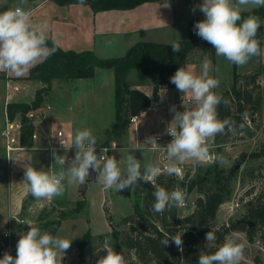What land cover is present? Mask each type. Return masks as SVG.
<instances>
[{
	"label": "trees",
	"instance_id": "16d2710c",
	"mask_svg": "<svg viewBox=\"0 0 264 264\" xmlns=\"http://www.w3.org/2000/svg\"><path fill=\"white\" fill-rule=\"evenodd\" d=\"M50 1L57 6L79 5L78 0ZM148 2H159V0H86V5L94 13H99L110 10H131ZM241 16L242 19L248 16L260 18L261 25L256 38L261 47L264 34V7L241 12ZM197 21L200 20L194 17L190 19L188 39L178 41L181 46L179 53H173L172 44L139 42L132 46L123 57L100 59L93 51L63 50L55 44V53L30 69L28 79L39 81L43 85L36 91L34 100L30 103H8L6 106L8 121L13 122L18 118L21 129L20 144L24 147L32 145L34 125L29 115L37 111L49 96L52 81L92 78L96 68L114 72L115 119L111 129L106 131L108 138L105 144L109 145L113 139L120 141L130 126L131 118L145 112L152 103L159 102V93L162 89L175 90L178 93V89L171 83L170 78L178 68H185L190 55L201 43L206 49L208 58L214 59V47L201 39L194 31ZM48 47H53V41L50 39H48ZM233 69L232 85L219 95L222 100L217 106V114L220 120L227 118L233 121L236 131L232 134L225 129L223 134L216 135L215 141L221 145L228 140L237 139V136H252L253 132L248 129L245 118L249 114H257L261 105L259 96L253 98L251 92L239 88L237 65L233 64ZM131 71L137 73L141 82L150 81L151 97L128 86L127 76ZM257 77L258 75L255 74L248 78L254 84ZM253 88L259 89V85L255 84ZM225 100L227 104L224 103ZM263 156L264 145L259 152L241 155L239 165L248 159H260ZM197 171L188 185L181 183V186L187 188V192L196 195L195 209L191 213L180 216L178 207H172L163 214L154 212L152 206L155 202L153 195L155 186L147 182L142 202L134 207L133 213L121 220L118 225L121 230L112 232V248L121 253L124 258L126 255H131L136 264H197L202 252L215 251L205 246V237L209 230L215 232L217 245L232 233L245 234L250 243H254L261 237L264 240V188L259 191L251 189L247 192V198L243 203L246 211L240 219L217 225L215 220L218 211L231 195L230 185L237 179L238 170L235 166L225 170L215 161L206 167L198 164ZM253 173L255 170L250 171L252 177ZM179 183L169 175H160L155 181V185L164 187L168 191L176 188ZM85 204L84 201H79L75 209L76 213L84 208ZM65 218L67 217L62 215L54 221L51 235H56ZM177 234H182V250L172 240H169L166 246L161 244L162 240L171 239ZM90 240L91 234L88 231L83 236L79 249L83 251Z\"/></svg>",
	"mask_w": 264,
	"mask_h": 264
},
{
	"label": "clouds",
	"instance_id": "9594fccd",
	"mask_svg": "<svg viewBox=\"0 0 264 264\" xmlns=\"http://www.w3.org/2000/svg\"><path fill=\"white\" fill-rule=\"evenodd\" d=\"M27 0H20V4L0 12V71L24 76L31 67L47 58L56 51L48 47L47 25H36L32 20V11L26 9ZM81 7H86V0H78ZM264 7V0H203L198 6L205 19L197 21L194 31L201 39L210 43L217 56L225 57L230 63L244 66L256 56L264 55L260 42L256 38L261 21L257 16H248L242 19L241 12L245 7ZM195 11V9H193ZM242 21V22H241ZM240 22V23H238ZM173 53H179L181 46L178 42L172 45ZM211 62L206 58L203 61L199 74L192 70L180 67L170 78L179 92L190 97L193 104L189 108L184 105L183 111L173 108V119L169 122L166 133L172 137L164 146L167 158L170 161L165 170L169 176L180 175L182 167L187 161L207 163L209 161L208 141L227 129L235 134L234 122L230 119H218L217 106L222 97L213 89L219 86L220 81L209 75ZM227 104V101H224ZM241 127H243L241 125ZM65 147L64 141H60ZM146 151H153V145L158 144L157 137H148L144 141ZM97 139L90 129H77L68 148L75 147L74 158L67 168L65 160L55 151V161L62 167L59 171H44L35 167H27L24 172V181L27 190L37 200H52L62 196L67 184L84 185L90 176V169L99 175L98 182L117 191L126 188L133 190L138 181L150 182L155 186L153 193L155 202L153 211L163 214L172 207H180L185 203L186 193L178 186L171 191L155 185V178L161 174V168L151 162L144 165L141 171L140 161L132 154L118 161L115 156L107 155L108 149L102 148L97 153ZM121 163L124 168L122 170ZM18 223L29 225V230L20 234L16 244V255L13 257L5 252L0 258V264H63V258L71 246L72 240L53 236L47 231L42 232L30 220ZM182 234L172 236L171 239L161 241L163 246L169 240L174 241L182 250ZM208 249L214 252H202L197 264H240L243 259L244 245L234 239L225 238L223 244L217 245L216 234L209 230L206 233ZM103 249L106 255L101 256L97 264H126L121 253L111 247V241L105 238Z\"/></svg>",
	"mask_w": 264,
	"mask_h": 264
},
{
	"label": "rangeland",
	"instance_id": "374dc122",
	"mask_svg": "<svg viewBox=\"0 0 264 264\" xmlns=\"http://www.w3.org/2000/svg\"><path fill=\"white\" fill-rule=\"evenodd\" d=\"M165 2L169 5L172 11H175L176 0H166ZM19 4L20 0H0V12ZM22 6L26 9L31 8L28 0L27 3ZM245 8L242 12L245 11ZM250 10L251 9L247 11ZM33 18L34 15H32V20ZM44 24L45 23H43V25ZM201 44L202 47L198 50V52H196L195 56H193V53L190 55V57H194L193 60H198L202 55L205 56L207 54L203 43ZM261 50L264 52V34ZM216 57L217 63L214 66L211 62V70L209 75L220 81L219 86L230 81L225 87L226 89H229L233 82V64L223 56ZM204 60L205 59L202 61ZM208 60L212 61L211 59ZM190 70L197 74L194 69ZM1 72L0 117L3 115L4 107L7 105L6 99H8L7 93L9 90L12 92H19V95H21L19 100L23 102L30 103V100L34 99V91L31 93V89L26 87L27 84L22 85L21 87H18V85L16 87V85L10 84L9 87L3 81H1V75H4V71ZM236 72L239 76V88L243 91L247 90L251 92L253 98L259 96L262 106L260 105V109L257 114H249V116L245 118L248 129L253 132L252 136H237V139L228 140L222 145L216 142L217 145L212 149V152H214L216 157L214 162H218L220 167L224 168L225 170H229L231 167L235 166L238 170L237 179L234 180L230 185L231 195L218 211L215 220L217 225L228 223L230 220L240 219L246 211L243 207V203L247 198V192L251 189L259 191L264 188V156L260 159H248L239 165L241 155H249L251 153L259 152L264 145V55L251 58L244 66H237ZM133 73L135 72L133 71ZM255 74L258 75V79L253 84V82L248 77ZM74 82L78 81L75 80ZM255 84L259 85V89L253 88V85ZM57 85H60L59 82H55L54 84L53 92L50 95V104L47 105V102L44 103L38 112L35 111L31 113L29 117L32 123L35 122L37 130L40 133L43 132L44 134L51 131L52 135H55L58 128H60L65 134L71 132L72 137H74V134L78 128L75 126L70 130L66 126H62V122H64V120H70L71 117H74V114L76 116L73 119H75V123L77 125L80 122H89V117H84L82 113L76 112L77 105H75L77 97L84 95L85 89L80 88L78 92L72 91L70 96V94L63 93ZM219 86L213 89V91L218 96L221 94L219 93L221 92L219 91L221 90ZM105 93L107 94V90ZM104 99L107 100V97H104ZM108 103V107L104 106L103 108L100 107L101 104H98L97 106L99 109L95 110V112L91 113V115L92 117L94 115L95 121L97 123H101L102 121L103 124H105L108 122L106 126L107 128H111L113 126L112 123H114V86L111 88V85L108 91ZM159 103L161 105L159 112L164 116L166 125H168L174 117V112L171 110L173 106L176 110L183 111L184 105L191 108L193 104L190 97L184 96L179 91L178 93L173 91L164 93L161 96ZM10 124L11 133L16 137L15 144L18 145V143L20 144L18 137L21 132L18 118ZM16 131L19 133L16 134ZM105 131L101 129L96 132H92L97 139L96 146L98 154L101 150L100 148L107 145L105 144V141L107 140L108 136ZM132 135L133 133L131 134V128L129 126L124 132L120 141L113 139L112 142L109 143L110 146L112 143H116L117 148L107 152V155L115 156L118 161H122L127 155L132 154L140 161L141 165L144 164V158H153L155 160H153L151 163L160 166L161 155L158 156V150L149 152L146 151V149L141 150V148H137L138 150H135V152L133 149L127 148L130 147L129 139L130 137L132 138ZM0 139L2 140V137H0ZM135 145L136 144H134L133 147H135ZM60 155H64V153ZM6 157L7 156L3 152L2 145H0V160H3ZM66 157L65 164L63 165L64 168H67L71 162V159L74 158V156L72 157L70 155ZM157 157L158 162L156 163ZM10 161L14 162V158L10 159ZM198 164L200 163H196L194 161H187L184 163L185 168L189 170L187 173L189 175V182L197 174ZM209 164L211 163H203L200 164V166L206 167ZM120 166L123 170V163H121ZM61 167L62 166L60 164H56L51 171H59ZM252 170H255L253 177L250 175V171ZM98 179V173L94 172V175H92L90 169V176L84 184L85 189L81 190V185L79 184H67L65 182L64 194L62 196L55 197L52 200L37 201L35 198H32L29 192L26 198L21 202V208L19 212L17 203L13 202L14 204H12V206L9 205L10 200L8 198V193L11 196V193L13 192V186L10 188L11 191L9 192L10 189L8 190L7 185L5 184L4 195H2L1 201L2 206L0 211V230L4 229L7 223L10 221L12 223L14 233L12 241L0 237V258L3 257L5 252H8L13 257H15L16 254H13L12 251H16V243L20 238V234L24 233V230L26 229L29 230V225L19 224L16 222V220H30L34 223V226L40 228L42 232L47 231L50 233L54 229V221L59 219L62 215H65L67 218L62 221L60 228L55 235L72 240L70 248L66 250L64 255L63 264H97L98 259L101 256L106 255V252L103 249L105 238H108L111 241L112 247V232L114 230H121V227L118 226L119 223L125 216L133 213L134 207L138 203L142 202V197L146 192L147 186V182L140 180L138 181L134 190L130 187L119 192L115 189V187L106 188L102 186L98 182ZM177 186H179V184ZM11 198L13 199V197ZM187 200V207H178V213L180 216L187 215L195 209L196 195L194 193L188 192ZM79 201H84L86 204L84 208H81V210L76 213L75 209ZM8 207L10 209L13 207L16 212L14 213V216H11V219L5 223L4 220L8 216ZM88 231L91 234L90 243L83 249V251H81L79 249V244L82 242L83 236ZM225 238L234 239L236 242L242 243L244 245L243 259L240 261V264H264V240L262 237L260 239L257 238L254 243H250L246 235L243 233H232ZM223 242L221 244H223ZM125 261L126 264H136L131 255H126Z\"/></svg>",
	"mask_w": 264,
	"mask_h": 264
},
{
	"label": "crops",
	"instance_id": "0c3cea01",
	"mask_svg": "<svg viewBox=\"0 0 264 264\" xmlns=\"http://www.w3.org/2000/svg\"><path fill=\"white\" fill-rule=\"evenodd\" d=\"M28 2L31 6L30 10L32 11V15H34L33 23L36 25H43V23H45L44 25H47L45 32L48 39L55 41V44L58 47L63 50L74 52L93 51L100 59L123 57L132 46L139 42L173 44L174 42L187 40L189 37L190 19L193 17L199 20L205 19L204 14L198 7L203 0H176L175 11H172L165 1H159L144 3L131 10H110L99 13H94L89 6L81 7L74 4L70 6H57L50 0H28ZM250 7L251 6H249V8H245V11L257 8ZM193 9H195V11H193ZM201 47L202 44L193 52V56H195L196 52H198ZM193 56L189 57L185 68L194 69V71L199 74L202 69V60L209 58L207 55H202L200 59L193 60ZM216 56L217 55L215 53L214 59L210 61L214 66L217 63ZM45 59L46 58H43L34 66L45 61ZM1 73L2 72L0 71V74ZM29 73L30 70L24 76L16 77L15 75L12 76V74L4 72V75H1V81L9 87L10 84H14L16 87L17 85L18 87H21L22 85L27 84L26 87L31 89V93L34 91L35 97L36 91L43 85L39 81L29 80ZM76 81L78 82L53 80L51 92L43 104L46 102L47 105L50 104V95L53 92L55 82H59L60 85L57 86L63 93L70 94V96L72 91L78 92L80 88H83L85 89L84 95L77 97L75 104L77 105L76 112L82 113L84 117H89V122H80L77 125L75 123V119H73L76 116L74 114L73 118L71 117L70 120H66L67 122L64 120V122H62V126H66L70 130L75 126L80 130L87 128L92 132H96L101 129L103 131L110 130L111 128H107L106 126L108 122L105 124H103L102 121L101 123H97L94 115L92 117L91 113H94L95 110L99 109L97 106L98 104H101L100 107L102 108L104 106L108 107V91L110 85L111 88L114 86L113 70L96 68L92 78L79 79ZM229 82L225 84L223 83L219 86L221 89L219 90L221 91L219 93H223L226 90L225 87L229 84ZM127 83L131 89H138L148 96H152V85L150 81L141 82L138 79L136 72L133 73V71H131L128 74ZM106 90L107 94L105 93ZM171 91L175 92V90L162 89L159 93V102L164 93H169ZM7 95L8 99H6V104H8V102L29 103L19 100L21 97L19 92H12L9 90ZM104 97H107V100H105ZM33 100H30V102ZM159 102L155 103V105L152 103L145 112L138 116V120L135 124L136 129H131V134L133 133V135L132 138L130 137L129 139L130 147L127 148L133 149L134 151L138 150L137 148L145 150L144 145L146 144L144 141L146 138L153 137L155 134L168 126L165 124L166 122L164 116L159 112L161 106ZM5 108L6 107H4L3 115L0 117V137H2V140L0 139V145H2L3 152L6 154V139L2 136V130L5 127L7 119ZM39 109L36 112H38ZM33 125L34 134L32 145L30 147H24L19 143L16 145V137L13 134V138L15 139L12 146L21 147L23 149L12 152L11 159L14 158V162L11 161L10 165L6 164V158L0 160V167H6L5 181L0 183V211L5 184L7 185L8 190L13 186L11 196L8 193V198L10 200L9 205L12 206V204L17 203L19 212L21 202L29 193L26 182L24 181L25 169L31 166L37 169L51 171L56 164L59 165V163L55 161L54 155L47 150L50 141L56 134L52 135L51 131H45L46 133L44 134L43 132L40 133L37 130L35 122ZM57 131H62V129L58 128ZM18 133L19 132L16 131V134ZM66 135L71 136L73 140L71 132ZM137 138L140 143L139 147H136V145L133 147V145L136 144ZM18 141L20 142V134ZM71 149L72 150H69L68 152H64V155H60L63 153L57 154L62 156L65 160L67 158L66 156L70 155L73 157L75 155V147L72 146ZM153 160L155 159L144 158V164L141 165V171L143 172L144 165L147 162H152ZM157 162L158 157L156 158V163ZM10 191L11 189L9 192ZM11 197H13V199ZM7 210L8 216L4 220L5 223L11 219V216H14V213L16 212L13 207L12 209L8 207Z\"/></svg>",
	"mask_w": 264,
	"mask_h": 264
},
{
	"label": "built area",
	"instance_id": "2783aa9c",
	"mask_svg": "<svg viewBox=\"0 0 264 264\" xmlns=\"http://www.w3.org/2000/svg\"><path fill=\"white\" fill-rule=\"evenodd\" d=\"M138 120V116H134L131 118V122H130V128L132 130H135V124L136 121ZM11 122L8 121V119H6V124L5 127L2 130V136L6 139V146H5V152H6V159H7V164L10 165L11 161L10 159L12 158V152L17 151V150H21L23 148L21 147H14L12 146V143L14 142V138L13 135L11 133ZM166 128L165 127L162 131L158 132L157 134L154 135V137H157V142L158 144L153 145V151H159V155H161V165L159 166L161 168V174L160 175H168L165 168L167 166V164L170 162L167 158V154L166 151L164 150V146H166L172 139V137L170 135H168L166 133ZM61 140L64 141L65 147L61 144ZM72 142V138L69 135H66L64 132L62 131H57L55 137L50 141V144L47 148V150L53 154V152L55 151L56 153H64V152H68L69 150H72L71 148H68L70 146ZM139 140L136 141V147H139ZM146 144V143H145ZM161 144V145H159ZM209 144V161L207 163H212L215 160V154L214 152H212V149L217 145L215 138H211L208 141ZM145 149L147 148V145H144ZM102 148L104 149H108V152L114 148H117L116 143H112V145H105ZM100 148V149H102ZM182 167V173L180 175H172L170 176L171 178H174L178 181L179 183V188H181L185 193H186V200L185 203L180 206V207H187L188 206V200H187V196H188V192H187V188L184 186H181V183H185V185H188L189 182V175L187 174L189 172V170H187L185 168V165H181ZM159 175V176H160ZM156 181V178H155ZM150 183V182H149ZM152 184V183H151ZM153 185V184H152ZM19 221H23V220H19ZM17 222V220H16ZM21 224V223H19ZM28 230H24V232H27ZM13 227H12V223L9 221L7 223V225L5 226L4 229L0 230V237L7 239L9 241H12L13 239ZM17 244V243H16ZM13 254H16V251H12Z\"/></svg>",
	"mask_w": 264,
	"mask_h": 264
},
{
	"label": "water",
	"instance_id": "95a60500",
	"mask_svg": "<svg viewBox=\"0 0 264 264\" xmlns=\"http://www.w3.org/2000/svg\"><path fill=\"white\" fill-rule=\"evenodd\" d=\"M159 1H166V0H159ZM94 172L95 171L91 170V174L92 175H94ZM5 174H6V167L1 166L0 167V183H2V182L5 181ZM83 189H85V186L84 185H81V190H83Z\"/></svg>",
	"mask_w": 264,
	"mask_h": 264
}]
</instances>
